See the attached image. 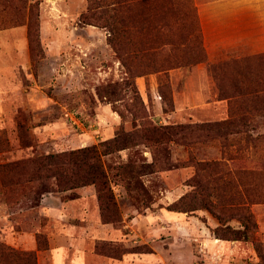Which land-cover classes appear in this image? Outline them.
<instances>
[{"label": "rangeland", "instance_id": "374dc122", "mask_svg": "<svg viewBox=\"0 0 264 264\" xmlns=\"http://www.w3.org/2000/svg\"><path fill=\"white\" fill-rule=\"evenodd\" d=\"M88 5V0H0V74L10 76L12 72L9 66L13 63H30L29 75L21 70L16 73L18 79L23 85L29 86L35 81L34 77L39 80L42 74L44 93L66 107L63 111L57 104L54 109L51 108L54 111L50 113L28 112L19 107L16 113L11 111L9 103L0 102V109L4 112L0 111V165L75 150L70 147L61 151L55 145L56 139L53 140L52 136L41 137L36 132L59 117L69 119L66 113L76 114L84 125L98 127L95 124L99 122L95 117L98 97L104 102H110L122 114L125 122L122 128L125 132L141 124L134 117H145L142 124L147 128L215 124L229 118L230 106L235 103L237 114H246L253 120L248 126L239 127L240 133L229 136L227 141L205 135L200 138L178 137L180 144L170 143L151 148L145 144L152 143L142 139L146 129L139 128L133 133L136 139L133 143H138L139 147L132 146L127 152L115 151L105 157L110 185L118 205V215L114 219L122 220L121 224L113 226L122 229L125 234L130 233V229L124 230L123 226L125 220L129 222L134 216L133 208L140 214L145 213L146 208L162 201L163 193L168 189H183L185 195H191L195 189L187 185L188 181L205 173L200 170L198 163L222 162L224 170L232 173L240 169L256 170L261 174L244 176L242 179L231 175L234 185L231 188H237L236 193L229 190L221 192L220 183L210 184V190H206L202 197L218 203L219 209L214 212L201 209L189 213L193 217V223L188 225L191 229L189 235L179 226H173L169 230L170 234L157 233L154 239H158V244L172 256V259H168L171 262L168 261L169 264H182L184 259L188 261L185 264H215L211 256L207 262L205 255L208 252L201 249L200 241H195L200 238V230L197 228L202 226L212 237L232 240H223L227 241L228 248L221 250L222 253L226 252L221 264H264V55L212 65L205 75L197 69L205 62V51L196 0H149L147 3L124 0L118 6L120 15L124 18L132 16L133 25L128 21L121 25L119 40L122 54H133L134 58L128 60L132 73L143 76L157 74L158 92L165 97V100L160 99L154 104L152 95H149L150 102L147 105L133 92V80H128L126 69L109 44L111 32L80 21L82 14L87 13ZM85 30L93 33L86 35ZM39 31L40 41L37 38ZM54 33L60 38L52 39ZM42 35L47 48L56 42V46L61 49V58L56 56L62 68L59 72L52 70V58L46 59ZM23 38L28 39V57L20 53ZM108 45L113 50L112 61L105 54ZM74 54H78V58ZM114 59L123 68V80L105 84L98 75L101 78L98 81L95 76L99 73L97 68L104 65L106 69ZM72 60L77 62V66H71L68 70L66 65L73 64ZM177 68L190 70L189 86L183 90L188 96L187 104L185 93L182 101L181 86L172 87L170 83L169 71ZM53 73H59L60 79L56 81ZM175 90L177 105L173 95ZM135 96L140 101L135 100ZM177 106L182 111L170 118ZM69 121L67 123L71 125L73 122ZM73 133L79 135L81 129L75 127ZM184 142L187 145L182 146ZM223 142L227 144L223 145ZM126 159L128 162L123 163ZM120 166L124 170L119 169ZM127 166L136 168L135 177L129 179L130 175L125 172ZM37 186L34 184V187ZM46 186L47 191L37 196L27 191L25 195L19 193L7 200L0 185V247L22 253L33 252L35 264L39 263L38 252L49 249L50 233L53 231L50 216L45 209L46 199L51 195L66 201L77 196L76 193L66 194L69 191H58L54 180L48 181ZM92 187L97 194L96 187ZM170 198L168 202L175 199L174 196ZM175 202L171 204L173 208L185 207V204L176 206ZM233 203L241 205L238 211L228 207ZM98 206L100 209L99 201ZM225 207L231 210H224ZM217 214H221L225 221L221 222ZM247 219L248 228H245L241 221L247 222ZM144 232L139 231L144 240L141 235L135 240L142 242L149 239ZM28 235L36 242L37 249L13 246L21 237ZM176 237L178 241L174 248L170 245ZM137 246L151 250L146 244ZM114 247L120 248V245ZM202 256H205L203 260ZM216 260H219L218 257Z\"/></svg>", "mask_w": 264, "mask_h": 264}, {"label": "crops", "instance_id": "0c3cea01", "mask_svg": "<svg viewBox=\"0 0 264 264\" xmlns=\"http://www.w3.org/2000/svg\"><path fill=\"white\" fill-rule=\"evenodd\" d=\"M196 6L202 44L205 51V62L200 64L197 69L203 74L206 75L208 69L215 64L264 55V0H196ZM84 32L86 35L93 33L86 30ZM56 35L54 33L51 38H60ZM41 38L45 46L44 35ZM27 44L28 39L23 38L20 53L26 54L25 56L28 57ZM56 45V42H54L52 47L47 48L45 46L44 52L47 60L50 58L53 60L52 70L59 72V69L61 70L62 68L59 62H57L56 56L60 59L62 53L60 47ZM105 49L107 59L112 61L113 50L109 45ZM16 53L18 54V52ZM74 55H77V58L79 56L78 54ZM72 63L71 65L69 63L66 65L68 70H70L71 66H77L75 60H72ZM30 65V63L19 65L16 62L9 66L12 72L10 76L0 74V102L9 103L11 111H15L16 113L19 111V107L28 112L32 110L34 112L37 111L36 113H50L54 111V106L58 103L54 98L44 93L43 89L45 85L41 82L45 83V81L42 79V74L39 75V80L34 77L35 81L29 86L23 85L16 75L21 70L29 75ZM103 66L97 68L99 73L95 76L98 81L101 80L98 75L102 77V82L105 84L123 80V68L118 60L114 59L112 65H107L106 69ZM189 71V69L185 70L184 68L169 71L171 86H181L182 101H184L183 97L185 93L186 104L188 103V96L186 91L184 92L183 90L184 87L187 88L189 86ZM60 77L59 73H53V78L56 81ZM136 84L146 104L150 102L149 95H152V103L154 104L158 100H162L158 93L159 81L157 74L138 77ZM54 86L58 87V85ZM173 95L174 102L177 105V90L173 92ZM97 101L99 104L96 107L95 117L99 122H95V124L97 123L98 127L84 125L78 117H76L75 121L70 120L73 122L70 125L67 123L69 119L66 120L63 117H59L56 121L43 126L36 133L41 137L52 136L53 140L56 139L55 145L61 151H66L70 147V149H80L114 139L125 125V122L121 115L113 109V105L106 101V98V102L99 99V97ZM19 103H21L20 106ZM58 105L61 107V110H66V107L63 105ZM0 111L4 113L3 109H0ZM180 111H182V108L180 110L177 106L176 112L170 118L174 115L177 116ZM161 115L163 116V113ZM75 127L81 129L79 135L73 133V128ZM131 149H124L120 152H127ZM127 162L128 159L123 163ZM93 189L94 187L89 186L66 192V194L76 193L77 195L75 198L66 201H62L60 198L51 195L46 199L45 209L50 216L53 231L50 233L49 249L38 252V264H167L168 259H172V256L170 257V254H167L165 248L158 244V239H154V236L157 237V233L170 234L169 230L173 226H179L187 235L191 233L188 225L193 223V217H190L189 214L171 211L168 208L172 203L185 195L183 189H168L166 193H163L162 201L154 203L152 207L146 208L143 214H140L136 208H133L132 214L134 216L129 222L125 220V225L123 226L124 230L130 229V233L126 234L122 229H117L112 224L103 223L97 194ZM173 196L175 199L168 202L167 199ZM197 229L200 230V238H196L195 241H200L201 249L205 250L206 253L208 252L205 255L208 258L207 262L211 256L214 261L213 263L221 264L226 254V252L222 253V251L228 248L226 247L227 241L212 237L205 227L200 226ZM142 230L145 231L144 235L148 236L149 239L142 242L136 241L135 239L138 237L139 231ZM192 233L195 234L197 232ZM142 235L141 238L144 240ZM98 241L122 243L127 248L146 244L151 247V251L149 253H128L122 259H114L96 253ZM176 241H178L177 237L174 243H170V246H174L175 248ZM13 246L27 250L37 249L36 242L30 235L21 237L17 240V244L15 243ZM205 256H202L201 259L203 260ZM217 257L219 260H216ZM226 257L227 259H231L230 256ZM183 262L182 264H185L188 261L184 259ZM169 263L171 262L169 261Z\"/></svg>", "mask_w": 264, "mask_h": 264}, {"label": "trees", "instance_id": "16d2710c", "mask_svg": "<svg viewBox=\"0 0 264 264\" xmlns=\"http://www.w3.org/2000/svg\"><path fill=\"white\" fill-rule=\"evenodd\" d=\"M122 1L124 0H88V11L87 13L82 14L80 21L86 25L106 28L111 32L109 44L126 69L128 80H133L131 84L134 89L133 92L141 100L142 97L138 90L136 79L143 76V74L132 73V70L129 67L128 60H132L134 56L132 53L125 54L127 55L126 57L122 54V48L119 40L122 28L121 25L124 24L125 21H128V23L133 25L132 16L124 18L120 15L118 6ZM136 1L147 3L149 0H132V2ZM37 38L40 41V31L38 32ZM250 58H246L244 60ZM159 95L163 100H165V97L161 92L159 93ZM137 97L135 96V100H139ZM141 101H143V99ZM234 104L235 103H232L230 106L229 118L225 121L217 122L215 124L196 126L175 125L164 126L161 128L150 126V128H147L146 126L143 127L142 124L143 122H145V117H134L136 118V122H141L139 126L135 125L133 130L129 132H125L123 128H121L122 130L119 131L117 137L109 141L102 142L98 145H92L80 149L71 150L69 152H61L58 154L36 156L21 162H13L0 165V185L5 191L7 200H11L19 193L25 195L27 191H29L31 194L33 193L34 196L43 193V191L46 192V183L51 180L55 181V186L58 191H70L93 185L96 187L103 223L112 224L114 226L115 224H121V218L114 219V217L118 215V205L115 200L114 192L110 185V173L105 166V157L115 151L120 152L124 149L133 148L132 146H139L138 143H135V145L133 143L136 140L134 139L133 133L135 131H138L139 128L146 129V133L142 135V139L143 141L151 142L152 144L148 145L143 143V145L145 144L146 147L151 148L153 146H165L170 143L180 144L179 139H177L178 137L192 138L197 136L198 138H200L205 135L206 137L215 136L217 138L224 139V141H227L229 136L240 133V131H238L239 127L248 126L253 120L252 118L247 117L246 114H237L234 110ZM120 115L123 118L122 114ZM226 144V142H223V145ZM181 145L184 146L187 144L184 142ZM110 146H114L113 149L109 148ZM197 165L200 170L202 172L205 171V173L203 175L198 174L196 175V177H193L188 181L187 185L193 187L195 189V192H193L191 195H184L175 202L176 206L185 204V207L176 209L171 205L169 206V210L188 214L201 209H206L210 212H214V210L219 209L218 203H213L209 201L208 198L202 197V195L206 193V190H210V184L220 183L221 192L226 193L229 190L230 192L235 191L236 193L238 192L237 188H231L234 186L233 179L231 178L232 174H234L238 179H242L244 176L261 174L256 170L247 169H240L232 173V171L224 170L222 162L198 163ZM123 168L124 167L120 166L119 169ZM135 169V167H125V172L130 175L129 179L135 177ZM211 176L213 177L211 178ZM34 184H37L38 186L34 187ZM228 207H230L231 209H236V211H238L241 205L233 203ZM225 209L227 211L231 210L227 209V207H225L224 210ZM250 217H252V215H250ZM217 218L221 222L225 221L221 217V214H217ZM239 219H241V217ZM241 223L243 225L245 224V228H248V225H246L248 223V219L247 222L241 221ZM223 240L232 241L226 238H224ZM114 245H120V248H115ZM150 251V249L142 248L139 246H136L134 248H127L122 243H114L110 241H98L96 244L97 254L114 259H122L123 256L128 253H149ZM33 257L35 259V253L33 252L22 253L11 248L0 247V263L9 261L6 264H35Z\"/></svg>", "mask_w": 264, "mask_h": 264}, {"label": "built area", "instance_id": "2783aa9c", "mask_svg": "<svg viewBox=\"0 0 264 264\" xmlns=\"http://www.w3.org/2000/svg\"><path fill=\"white\" fill-rule=\"evenodd\" d=\"M66 117L72 121H75L77 116L74 113H66Z\"/></svg>", "mask_w": 264, "mask_h": 264}]
</instances>
